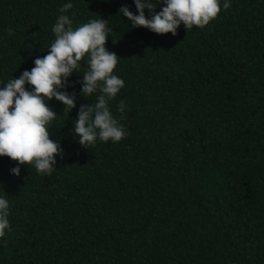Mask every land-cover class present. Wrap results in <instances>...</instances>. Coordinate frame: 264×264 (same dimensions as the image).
I'll return each instance as SVG.
<instances>
[{
  "label": "trees",
  "instance_id": "1",
  "mask_svg": "<svg viewBox=\"0 0 264 264\" xmlns=\"http://www.w3.org/2000/svg\"><path fill=\"white\" fill-rule=\"evenodd\" d=\"M64 2L0 0V81L47 54ZM73 4V27L99 15L113 27L106 47L125 84L109 104L127 135L85 148L72 133L96 100L80 95L82 60L67 88L76 107L49 101L63 149L51 175L32 164L13 175L0 157V264H264V0H231L175 35L131 27L118 13H135L133 0Z\"/></svg>",
  "mask_w": 264,
  "mask_h": 264
},
{
  "label": "clouds",
  "instance_id": "2",
  "mask_svg": "<svg viewBox=\"0 0 264 264\" xmlns=\"http://www.w3.org/2000/svg\"><path fill=\"white\" fill-rule=\"evenodd\" d=\"M134 13L123 5L118 15L126 17L131 27H146L156 34H176L183 23L190 29L194 25H207L221 8L228 9L231 0H157L162 4L159 12L153 0H133ZM74 7L73 0L62 3L52 26L55 39L47 54L36 57L34 66L25 69L19 77L0 81V157L7 156L17 162L10 169L20 175V165H34L41 174L51 175L56 167V156L63 155L58 140L50 138L53 121L59 117L50 106L53 98L61 102L64 112L76 107L77 95L69 93V77L87 64L83 72L80 95L96 94L94 103L81 104L74 119L72 133L85 148L97 141L119 142L126 135L125 126L113 114L109 102L124 87V79L114 71L120 57L106 47L113 27L109 19L99 15L73 27L67 13ZM145 9L149 16L145 15ZM12 33V29H7ZM29 49L32 48L28 44ZM64 89V90H61ZM125 102L119 101L117 111H125ZM10 202L0 195V238L10 230Z\"/></svg>",
  "mask_w": 264,
  "mask_h": 264
}]
</instances>
